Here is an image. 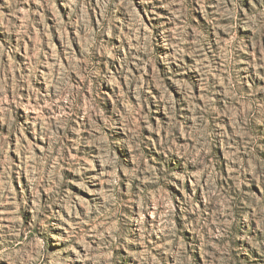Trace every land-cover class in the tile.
Segmentation results:
<instances>
[{
	"label": "rangeland",
	"instance_id": "1",
	"mask_svg": "<svg viewBox=\"0 0 264 264\" xmlns=\"http://www.w3.org/2000/svg\"><path fill=\"white\" fill-rule=\"evenodd\" d=\"M0 264H264L260 0H0Z\"/></svg>",
	"mask_w": 264,
	"mask_h": 264
},
{
	"label": "clouds",
	"instance_id": "2",
	"mask_svg": "<svg viewBox=\"0 0 264 264\" xmlns=\"http://www.w3.org/2000/svg\"><path fill=\"white\" fill-rule=\"evenodd\" d=\"M260 3H261L262 5H264V0H260Z\"/></svg>",
	"mask_w": 264,
	"mask_h": 264
}]
</instances>
